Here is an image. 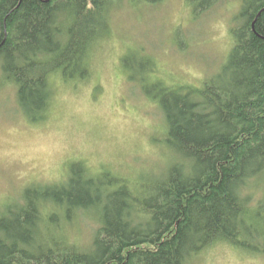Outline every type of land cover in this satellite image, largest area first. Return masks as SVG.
<instances>
[{
  "label": "trees",
  "instance_id": "trees-1",
  "mask_svg": "<svg viewBox=\"0 0 264 264\" xmlns=\"http://www.w3.org/2000/svg\"><path fill=\"white\" fill-rule=\"evenodd\" d=\"M228 1L186 3L198 19ZM234 1L218 72L196 86L144 88L162 110L160 164L136 184L78 162L59 183L26 187L0 209V264H194L220 245L264 256V0ZM164 2L0 0V89L14 90L29 123H45L57 81H90L114 13ZM147 60L140 70L155 73ZM82 224L87 244L76 239Z\"/></svg>",
  "mask_w": 264,
  "mask_h": 264
},
{
  "label": "rangeland",
  "instance_id": "rangeland-1",
  "mask_svg": "<svg viewBox=\"0 0 264 264\" xmlns=\"http://www.w3.org/2000/svg\"><path fill=\"white\" fill-rule=\"evenodd\" d=\"M186 1L126 5L114 13L113 35L94 54L90 81L78 87L57 81L45 123H29L14 90L0 89V209L17 202L28 186L63 181L78 162L96 174H135V183L141 169L160 164L163 146L155 141L164 135L162 110L144 88H154L155 80L161 82L156 88L196 86L218 72L232 47L239 8L231 0L195 19ZM147 58L155 73L140 70ZM78 229L76 239L89 243L92 228ZM194 264H264V256L220 245Z\"/></svg>",
  "mask_w": 264,
  "mask_h": 264
}]
</instances>
